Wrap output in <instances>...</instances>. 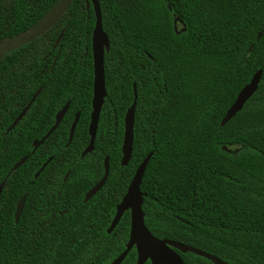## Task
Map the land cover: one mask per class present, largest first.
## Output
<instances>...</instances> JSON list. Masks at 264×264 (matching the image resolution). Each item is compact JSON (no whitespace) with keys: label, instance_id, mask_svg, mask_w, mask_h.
I'll return each instance as SVG.
<instances>
[{"label":"trees","instance_id":"trees-1","mask_svg":"<svg viewBox=\"0 0 264 264\" xmlns=\"http://www.w3.org/2000/svg\"><path fill=\"white\" fill-rule=\"evenodd\" d=\"M57 1L0 0V42L38 22ZM97 2L109 43L103 57L106 97L93 151L83 158L92 111L90 1L87 9L85 0H74L45 35L0 61V184L5 179L0 264L112 263L125 249L129 212L110 234L106 231L150 153L140 192L144 225L152 236L226 264H264V0ZM257 71L256 92L220 126ZM133 86L132 153L122 167L123 121ZM39 89L24 118L7 133ZM67 103L59 126L31 154L32 143L48 133ZM105 158L108 178L83 202L101 180ZM24 195L14 223L16 203ZM177 254L184 264H211ZM135 262L132 249L121 264Z\"/></svg>","mask_w":264,"mask_h":264},{"label":"water","instance_id":"water-1","mask_svg":"<svg viewBox=\"0 0 264 264\" xmlns=\"http://www.w3.org/2000/svg\"><path fill=\"white\" fill-rule=\"evenodd\" d=\"M89 1L92 5L95 16V25L91 36V52H92V62H93V85H92V100H91L92 111L90 114V122L88 126L89 144L87 148L83 151L81 155L82 158L93 151L99 114L102 105L104 103V99L106 97L103 57H104V53L108 52L109 50L108 39L102 30L99 4L97 0H85L87 9L89 7L88 4ZM73 2L74 0H58L56 4L52 7V9L38 22L33 24L25 31L1 41L0 61L12 51L19 49L27 44H30L35 40L39 39L40 37H42L43 35H45L67 13ZM61 37H62V33L55 41L54 48L58 45ZM259 37L260 34L258 35L257 39ZM250 51L251 48L249 49V52ZM260 78H261V71H257L250 80V82L240 90V92L236 96L234 103L227 110L224 118L221 120L220 126H224L225 124H227L232 118L235 117L237 113H239L242 110L244 104L256 92ZM40 92L41 89H39L32 96L29 103L21 111V113L15 118V120L13 121L7 132L11 131L24 118V116L29 111L30 107L32 106L36 98L39 96ZM68 106L69 104L67 103L56 114L55 124L48 131V133L40 141H34L32 143L31 154H33L45 142V140L55 131V129L62 121L64 115L66 114ZM135 106H136V91H135V87L133 86V101L131 106L128 108L126 112L123 121L124 132H123V141L121 146L122 157L120 161V165L122 167H126L131 158ZM78 119H79V114H76L73 123L70 127L68 144L72 140ZM151 156H152L151 153L148 154L136 169L134 176L131 179L129 186L126 190L125 195L123 196L121 202L116 206L115 215L112 219L109 228L106 231L107 234H110L114 230L118 222L120 221L122 215L125 212L129 211L130 214L129 235H128L127 243L125 245V249L110 264H121L132 249H135L136 251L135 264H145L148 261L150 264H184L180 256L175 251L181 254H186V253L193 254L197 257L209 261L211 264H226L223 261H221L219 258L210 255L204 251L190 247L188 245L180 244L166 239L155 238L147 230V228L144 225V214L142 212L143 195L140 192V185ZM28 158L29 156L20 159L11 168L10 173L16 171L19 167L24 165L25 162L28 160ZM50 160L51 159H49L34 175V179H36L39 176V174L43 171V169L48 164V162H50ZM103 167H104V173L101 180L85 194L84 202H87L93 196H95L104 186L109 174L108 158L104 159ZM9 174L7 176H9ZM4 184H5V179L0 184V195ZM25 201H26V195L22 196L19 199V201L16 203L15 211L13 215L14 223L18 222L22 214Z\"/></svg>","mask_w":264,"mask_h":264},{"label":"flooded vegetation","instance_id":"flooded-vegetation-1","mask_svg":"<svg viewBox=\"0 0 264 264\" xmlns=\"http://www.w3.org/2000/svg\"><path fill=\"white\" fill-rule=\"evenodd\" d=\"M69 107V106H68ZM92 108V107H91ZM68 110V109H67ZM67 113V112H66ZM77 114H79V113H77ZM65 116V115H64ZM64 118V117H63ZM75 118V117H74ZM90 118V117H89ZM63 120V119H62ZM79 120V119H78ZM90 122V121H89ZM61 123V122H60ZM73 123V122H72ZM55 124V123H54ZM72 125V124H71ZM59 126V125H58ZM89 126V125H88ZM53 127V126H52ZM9 129V128H8ZM7 129V130H8ZM56 130V129H55ZM70 131V130H69ZM7 132V131H6ZM10 132V131H9ZM8 133V132H7ZM47 134V133H46ZM89 136V135H88ZM69 137V136H68ZM89 144V143H88ZM82 155V154H81ZM82 158V157H81ZM84 197H85V195H84ZM83 202H84V199H83ZM127 212H129V211H127ZM14 215V214H13ZM129 216H130V214H129ZM176 252V251H175ZM177 253V252H176ZM149 262V261H148Z\"/></svg>","mask_w":264,"mask_h":264}]
</instances>
